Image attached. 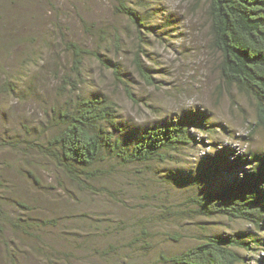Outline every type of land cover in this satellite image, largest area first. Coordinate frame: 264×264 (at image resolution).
<instances>
[{
  "label": "rangeland",
  "instance_id": "374dc122",
  "mask_svg": "<svg viewBox=\"0 0 264 264\" xmlns=\"http://www.w3.org/2000/svg\"><path fill=\"white\" fill-rule=\"evenodd\" d=\"M120 2L144 28L115 11ZM207 9V0H0V264H12L15 245L20 264H159L212 235H237L248 245L242 264H264V221L257 229L192 212L191 197L222 189L246 167L222 164L201 181L208 156L219 153L228 167L245 151L264 155L253 101L221 81ZM70 43L99 58L85 57L81 80L65 88L61 80L74 79ZM75 95L113 101L123 142L181 122L191 142L164 162L105 157L96 178L72 181L41 146L54 133L53 109ZM15 216L34 230L14 234L5 217Z\"/></svg>",
  "mask_w": 264,
  "mask_h": 264
},
{
  "label": "trees",
  "instance_id": "16d2710c",
  "mask_svg": "<svg viewBox=\"0 0 264 264\" xmlns=\"http://www.w3.org/2000/svg\"><path fill=\"white\" fill-rule=\"evenodd\" d=\"M207 1L211 45L221 57V81L253 101L256 122L251 129L264 130V0ZM115 11L124 16L136 31L145 27L136 11L124 3L120 2ZM66 47L73 59L74 79L64 77L61 83L65 88L66 85L72 86L73 81L81 80L80 68L85 57L92 54L99 58L98 53L93 54L76 44L70 43ZM135 69L138 75L148 79L138 62ZM113 73L116 80L123 83L118 79L119 72ZM126 93L130 98L127 89ZM51 120L54 133L41 146L42 152L57 169L75 182L86 183L100 175V165L105 157L113 158L123 166L164 162L167 152L176 151L191 142L189 126L182 122L154 127L141 133L133 143L123 142L122 131L117 125L116 105L106 96L87 98L75 95L61 107L53 109ZM211 155L201 181L216 176L223 168L222 164L226 169H233L236 164L241 169L243 165L246 167L222 189L191 197L195 217H222L261 228L264 221V155L245 151L228 167L219 153ZM19 207L28 210L21 204ZM5 219L14 234L19 228L24 234L34 230L28 221L22 222L19 216H15L14 220ZM52 223L40 222L43 227ZM143 235L148 236L145 232ZM132 244L139 247V235ZM241 250H248V245L237 235H212L177 255L160 256L159 264H242ZM10 251L8 260L12 264H20L21 248L15 245L10 247Z\"/></svg>",
  "mask_w": 264,
  "mask_h": 264
}]
</instances>
